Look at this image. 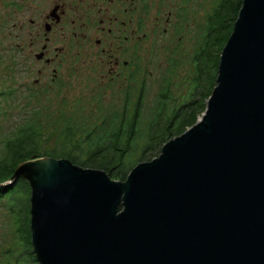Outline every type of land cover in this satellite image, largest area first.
<instances>
[{
  "label": "water",
  "instance_id": "95a60500",
  "mask_svg": "<svg viewBox=\"0 0 264 264\" xmlns=\"http://www.w3.org/2000/svg\"><path fill=\"white\" fill-rule=\"evenodd\" d=\"M38 264H264V0H242L195 123L124 180L19 163Z\"/></svg>",
  "mask_w": 264,
  "mask_h": 264
},
{
  "label": "flooded vegetation",
  "instance_id": "af4514ba",
  "mask_svg": "<svg viewBox=\"0 0 264 264\" xmlns=\"http://www.w3.org/2000/svg\"><path fill=\"white\" fill-rule=\"evenodd\" d=\"M8 1L5 0L8 12L3 13L4 20L15 19L14 27L18 20L20 23L14 35L6 26L0 28V51L10 57L17 50L20 73L36 74L32 83L39 85L49 67L50 80L55 81L61 68L68 65L67 77L85 79L94 83L96 89L110 88L121 103L137 100L141 83L145 88L159 40L173 45L169 61L172 68L176 67L179 62L174 59L175 52L179 41L188 34L186 19L203 11V0ZM233 3L234 0L211 1L206 11L207 27L209 19H215L212 22L217 26L216 20L230 19ZM26 16L27 21L21 23ZM202 41L203 30L192 54L195 64ZM146 43L150 44L148 49L144 48ZM145 50L148 53L144 56ZM172 68L168 70L172 72Z\"/></svg>",
  "mask_w": 264,
  "mask_h": 264
},
{
  "label": "trees",
  "instance_id": "16d2710c",
  "mask_svg": "<svg viewBox=\"0 0 264 264\" xmlns=\"http://www.w3.org/2000/svg\"><path fill=\"white\" fill-rule=\"evenodd\" d=\"M241 1H234L231 5V18L216 20L219 25L215 28L212 26L215 19L208 20L202 45L195 57L196 71L191 79V90L180 99H175L170 86H163V90L157 93L156 105L150 106L148 115L142 113L143 83L137 100L117 103L112 99L104 107L101 104L102 97L94 96L95 114L88 117L76 116L73 111L63 110V105L67 104L64 97L61 98L63 101L59 100L61 106H57L56 112L51 110L52 101L46 98L44 90H39L36 93L35 106H30L20 119H15L11 129L1 134L0 183L11 178L19 163L42 156L66 158L82 167L99 168L106 171L111 178L121 180L126 178L136 163L157 156L163 143L195 123L198 114L204 110L203 102L215 85L220 51L232 31ZM204 84L207 86L204 87ZM58 87L56 95L60 96L61 85L58 84ZM2 96L3 102L14 108V104H11L13 91L0 90L1 99ZM46 101L49 104L44 103ZM2 107L0 106V116L6 117L7 110ZM52 141L57 142L49 146ZM16 183L25 187L28 192L25 209L29 217L31 187L25 177L20 176L8 185H0V201H4L3 205L12 214L14 203L10 199L7 203L1 198L8 194L5 190L9 187L13 192L12 187ZM12 219L10 230L18 238L20 229H17L13 216ZM25 230L28 231L29 250L32 251L30 219ZM16 244L20 251L18 240ZM11 250L15 252L14 249L9 251ZM15 258L19 260V256Z\"/></svg>",
  "mask_w": 264,
  "mask_h": 264
},
{
  "label": "rangeland",
  "instance_id": "374dc122",
  "mask_svg": "<svg viewBox=\"0 0 264 264\" xmlns=\"http://www.w3.org/2000/svg\"><path fill=\"white\" fill-rule=\"evenodd\" d=\"M211 1L215 0H203V11H198V13L193 16L189 15L190 17L186 19L188 34L187 36L185 34L186 37L184 36V39L182 38V40L179 41L180 45L174 56V59L176 58L179 63L175 68L171 67L172 62L169 61L170 50L172 51L173 45H170L171 42H167L166 40H159V50L155 55L156 60L151 69L152 74L147 76V83L144 88V105L142 108V113H144V115H148L150 106L154 107L156 105L157 93L163 90V86H170L172 96L176 97L175 99H180L191 90V79L195 76L196 71V64L191 61L193 59L192 54L195 52L197 46L196 39L198 38V34L201 33L202 30L204 36L207 27L206 11L209 10ZM7 2L9 1L7 0ZM4 12H8V9H6L5 0H0V28L6 26V30L12 31V35L18 33V24L20 20H18L14 27L12 22L15 21V19L4 20ZM26 18L27 16L22 17L21 23L26 22ZM150 24H152V22H150ZM212 26L215 28L217 24L214 22ZM23 30L26 31V27H23ZM190 38H192L193 41ZM15 41L13 36L11 42L14 43ZM24 41H28L27 35ZM175 42H178V40L175 39ZM2 45L3 43L0 44V47H2ZM149 45V43H146L144 48L148 49ZM180 51L181 54L179 55ZM147 53L148 52L145 50L142 54L145 56ZM13 54L14 55H10L9 57L8 54L0 51V90L11 89L13 91V100L11 104H14V108H10L7 106V102H3V96L2 99L0 98V106H3L2 108L7 110L8 113L6 117L0 116V137L2 132H7L8 129H11L15 119H20L24 113H26V110L30 109V106H35L37 101L36 93L39 90H44L46 98L52 101L51 110L55 111L58 105L60 107L61 102L59 100L64 97L63 100H65L67 104H62L63 110L67 112L73 111L76 116H94V96L102 97L101 104L104 107L105 104L109 103L112 99L120 103V98L117 97V94L110 88L96 89L94 83L88 82L85 79L67 77L65 71H68V65L61 68L62 70L59 72L60 75L55 81L50 80L51 75L49 67L45 73V77L41 78V83L35 85L32 83V80L37 77V75L31 72L20 73L21 66L18 65V62L21 59L17 50ZM170 68H172V72L168 70ZM58 84L61 85L60 96L56 95V91L59 88ZM206 86L207 85L204 84V87ZM63 100L61 99V101ZM44 103L49 104L47 101ZM203 104L205 105L206 101H204ZM203 104H201V106ZM204 108L205 107H203V109ZM201 113L202 112L198 114V117ZM55 115L57 114H54V116ZM56 142L57 141L50 142L49 146ZM12 188L13 192L10 191L11 187H9L5 190L8 194H5L1 198L7 203L9 199L14 203L12 214L10 210L3 205L4 201H0V264H36V259L32 251L29 250L30 239H28V231L25 230L28 219H30L25 209L28 200V192L25 187L17 183ZM12 216L15 220L17 229H20V231H18V238L15 236L14 232L10 230L12 227ZM17 240L18 244L20 243V251L16 244ZM10 249H14L15 252H13V250L9 251ZM17 256H19L18 261L15 258Z\"/></svg>",
  "mask_w": 264,
  "mask_h": 264
}]
</instances>
